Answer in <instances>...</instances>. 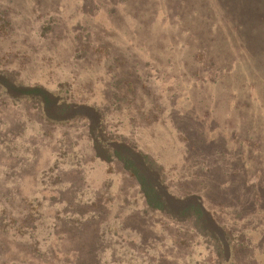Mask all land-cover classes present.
<instances>
[{
    "label": "rangeland",
    "instance_id": "obj_1",
    "mask_svg": "<svg viewBox=\"0 0 264 264\" xmlns=\"http://www.w3.org/2000/svg\"><path fill=\"white\" fill-rule=\"evenodd\" d=\"M3 71L100 109L170 192L194 190L233 233L232 264H264V0H0ZM31 190L52 204L36 214L38 243L20 253L1 220L0 264H43L55 224L73 250L89 245L84 264L222 263L190 223L149 209L120 162L95 156L85 120L48 122L0 92V206Z\"/></svg>",
    "mask_w": 264,
    "mask_h": 264
},
{
    "label": "trees",
    "instance_id": "obj_2",
    "mask_svg": "<svg viewBox=\"0 0 264 264\" xmlns=\"http://www.w3.org/2000/svg\"><path fill=\"white\" fill-rule=\"evenodd\" d=\"M0 92L13 101H30L32 107L37 108L48 122L63 123L76 120V118L85 120L95 156L104 161L120 162L122 168L135 179L149 209L162 212L176 222L190 223L197 234L209 240L218 262L232 264L235 250L233 233L215 219L201 197L193 192L194 190H188L182 195L170 192L164 168L154 158L138 150L126 140L113 138L108 134L104 129L103 113L100 109L84 103L68 102L40 84H21L14 73L6 71L0 72ZM10 187L7 186L8 190ZM33 191L31 190L28 195L16 192V195L1 196L4 200L0 206V221L6 223L9 226L8 233L11 232V235L24 245L23 247L18 246L20 253L23 250L26 252L25 249L33 251V248L28 247H34L39 233L42 232V228L35 222L37 212L43 215L39 206L52 205L48 201L41 203L37 197L39 194H32ZM20 213L23 214L20 216ZM44 228L50 236V241L46 242V245L49 247L50 244L52 251L51 255L48 254V257L42 258L43 264H49L52 255L62 256L60 257L62 264H84V261L86 262L90 252L89 245L86 248L81 246L73 250L70 248L73 246L70 241V232L67 229H62L57 224L53 229ZM59 238L61 241L66 240L64 246L59 243L53 245V243L60 242ZM70 249L75 254L73 258L63 256L69 254ZM35 259L41 258L37 256ZM15 260L21 263L28 261L25 257ZM71 261L73 262L70 263Z\"/></svg>",
    "mask_w": 264,
    "mask_h": 264
}]
</instances>
